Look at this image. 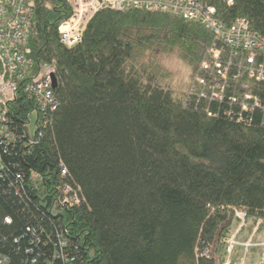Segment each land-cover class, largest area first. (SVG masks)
Returning a JSON list of instances; mask_svg holds the SVG:
<instances>
[{"label": "trees", "instance_id": "16d2710c", "mask_svg": "<svg viewBox=\"0 0 264 264\" xmlns=\"http://www.w3.org/2000/svg\"><path fill=\"white\" fill-rule=\"evenodd\" d=\"M36 1L32 56L37 67L58 66L59 107L38 145L3 160L2 254L10 264H58L48 239L60 233L76 264H216L205 257L214 244L225 261L222 239L240 226L231 209L248 212L241 242L264 222L262 116L247 127L186 108L162 62L176 58L193 75L210 32L170 13L102 10L81 45L68 49L58 31L73 13L70 1ZM197 1L214 6L227 25L246 19L264 35V0ZM10 112L15 130L25 131L34 101L20 93ZM17 174L25 175V190L18 191ZM66 182L81 187L85 204L60 206ZM29 229L42 233L43 255L30 254Z\"/></svg>", "mask_w": 264, "mask_h": 264}, {"label": "built area", "instance_id": "2783aa9c", "mask_svg": "<svg viewBox=\"0 0 264 264\" xmlns=\"http://www.w3.org/2000/svg\"><path fill=\"white\" fill-rule=\"evenodd\" d=\"M69 1L73 13L58 31L60 43L68 49L81 45L91 20L102 10L170 13L205 27L213 40L194 70L192 83L184 93L183 105L192 111H202L211 118L224 117L238 125L250 127L257 116H262L264 123V35L256 32L246 19L240 18L227 25L219 18L214 6L197 0ZM227 4L232 6L234 3L228 0ZM36 7V0H0L1 169L5 157H18L16 150L20 147L25 150L38 145L43 137L42 129L47 127L59 107L56 90L53 89V76L56 77L58 66L49 62L37 67L32 56L31 42L39 35ZM20 93L34 101L37 113L34 135L29 131L31 118L27 120L25 131L15 130L10 109ZM30 176L31 181H35L38 175L32 170ZM61 176L68 179V171L63 166ZM16 178L18 191L25 190V175L17 174ZM59 191L62 197L58 202L65 210L78 208L86 202L78 185L66 182ZM231 212L240 226L232 237L222 239L227 246V258L223 262L219 259L220 264H264V233H258L264 222L259 220L249 239L241 242L238 233L247 224L248 212L238 208H232ZM28 232L33 239L30 254L43 255L40 246L42 233L39 235L32 229ZM48 240L57 248L55 259L58 264H76V258L65 253L71 243L60 233H57V243L52 238ZM208 255L213 258V250L205 253V257ZM0 264H10L9 258L1 251Z\"/></svg>", "mask_w": 264, "mask_h": 264}, {"label": "rangeland", "instance_id": "374dc122", "mask_svg": "<svg viewBox=\"0 0 264 264\" xmlns=\"http://www.w3.org/2000/svg\"><path fill=\"white\" fill-rule=\"evenodd\" d=\"M166 65V69L172 72L171 77L166 81L170 90L175 94L178 98H183L184 93L188 91L190 84L192 83V71L190 68L183 64L182 61L176 60V58L170 57L166 59V61H162ZM36 118L37 114L34 113L31 116V125L29 128L30 134L34 135L37 130L36 126ZM213 258L215 259L216 264H220L219 259H221L217 255V247L213 245Z\"/></svg>", "mask_w": 264, "mask_h": 264}, {"label": "water", "instance_id": "95a60500", "mask_svg": "<svg viewBox=\"0 0 264 264\" xmlns=\"http://www.w3.org/2000/svg\"><path fill=\"white\" fill-rule=\"evenodd\" d=\"M54 78H53V89H57V86H58V80H57V78L55 77V76H53Z\"/></svg>", "mask_w": 264, "mask_h": 264}]
</instances>
